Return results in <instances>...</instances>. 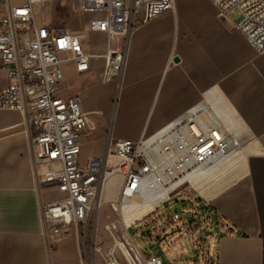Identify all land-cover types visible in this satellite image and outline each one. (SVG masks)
Masks as SVG:
<instances>
[{"label": "crops", "instance_id": "crops-1", "mask_svg": "<svg viewBox=\"0 0 264 264\" xmlns=\"http://www.w3.org/2000/svg\"><path fill=\"white\" fill-rule=\"evenodd\" d=\"M73 6L82 12L78 0ZM181 13L176 2L175 12L130 32L112 114L109 96L115 80L80 86L76 95L89 124L95 117L106 120L109 115L111 120L108 136L83 135L81 158L85 162L102 157L112 140L139 142L166 129L190 130L198 121L217 128L229 139L230 149L210 171L195 179L198 183L209 177L210 182L194 190L204 213L215 214L214 255L193 264H264V53H257L235 30L233 18L220 19L209 1L202 5L186 0ZM85 14L87 24L92 15ZM67 26L85 44L99 35L107 43L104 34H85L70 23ZM86 48L91 53L87 44ZM105 49L106 44L95 46L103 53L94 55L93 61L97 58L105 65ZM73 72L68 64L65 75ZM43 166L35 162L25 113L0 110V264H74L80 259L75 238L54 239L45 232L41 206L61 194L52 183L57 168ZM112 174L115 178L109 179L107 187L103 180V204L116 196L119 181L123 188V177ZM163 200L151 215L166 205H161ZM219 220L230 232L220 230ZM170 235L161 229L152 239L162 244Z\"/></svg>", "mask_w": 264, "mask_h": 264}, {"label": "built area", "instance_id": "built-area-1", "mask_svg": "<svg viewBox=\"0 0 264 264\" xmlns=\"http://www.w3.org/2000/svg\"><path fill=\"white\" fill-rule=\"evenodd\" d=\"M55 1L62 0H0V110L25 113L35 162L57 168L52 183L61 197L42 204L41 221L51 238L63 239L71 231L77 237L80 230L87 231L95 209L102 206L106 173L123 177V195L126 190L142 196L148 192L156 195L176 180L190 185L191 180L224 158L231 144L217 128L198 121L195 129L176 128L143 152V142L152 135L139 142L112 140L106 158L91 157L83 162L82 137L90 129L89 120L79 96H61L58 90L68 64L77 74H87L93 69L94 55L87 50L81 35L66 27L55 28L47 21L43 11ZM208 1L222 20L239 13L241 21L235 24V30L257 53H264V0ZM78 9L92 15L85 29L107 38L102 55L103 80L110 81L122 74L130 32L175 12L176 0H78ZM139 158L145 166L135 172ZM146 168L147 176L141 173ZM211 216L215 214L212 212ZM181 220L183 216L173 212L172 222ZM218 224L221 231L230 232L221 220ZM198 239L210 242L212 235L201 232ZM208 258L205 253L204 259ZM143 261L163 264L158 255ZM74 264L89 263L81 254ZM106 264L119 262L110 257Z\"/></svg>", "mask_w": 264, "mask_h": 264}, {"label": "rangeland", "instance_id": "rangeland-1", "mask_svg": "<svg viewBox=\"0 0 264 264\" xmlns=\"http://www.w3.org/2000/svg\"><path fill=\"white\" fill-rule=\"evenodd\" d=\"M75 1L76 0H72V4L70 0L52 2L45 8L43 13L47 16L52 26L56 28H68L69 26H67V24L70 23L73 27L83 29L85 34H92L89 30L85 29V12L73 10ZM185 1L186 0H176L180 13ZM197 1L202 5L208 3V0ZM230 18H233L236 24L241 21L239 13L232 14ZM184 20L185 18L181 13L182 24H184ZM93 34L98 35L96 33ZM100 37L99 35L93 42L89 41L86 43L88 49L90 51L92 50L91 53L93 55L103 53L94 50L95 46H105L106 44V40ZM95 61H93V69L87 74L79 75L73 72L72 76L65 75L63 82L59 85L58 93L61 96H73L76 95L80 86H93L99 83L100 79L103 80L104 78L102 76L99 78V76L104 75L105 65L102 64L103 62L100 64L97 58H95ZM119 78L113 81L115 89L109 96V113L111 114L117 103L120 83ZM107 117L106 120L99 117L93 118L90 124L91 127L96 128L93 130L89 129L84 136H88V134L94 135L96 133H100L104 137L108 136L111 129V120L109 115ZM102 154L103 156L99 158H104V156H106L105 151H103ZM143 166H145V163L139 158L133 170L136 172ZM177 183L179 184V180L166 186L165 189L171 188L177 185ZM115 190L116 194L121 192V182L120 184L117 183ZM195 194V191L189 187L188 183H183L179 188L168 193L169 200L167 204L162 206L157 214L153 213L151 215L153 210L149 215L138 222L136 224L137 226L133 225L128 228H125L122 223L123 215L119 207L114 203L113 199L109 200L107 204H102L100 208L95 209L87 231L80 230L78 237L74 231H71L65 238L72 237L79 242L81 254L84 258H87L89 264H106L110 257H115L121 264H134L131 259L128 260L129 257L123 249L121 250L116 245V242L119 241L120 234L129 239L133 253L135 255L138 254L141 264H146L143 258L147 260L151 255L161 256L163 258V264L200 263L205 253H208L209 257L214 255L212 254L214 243L211 244V241L209 242L207 239L199 240L198 236L201 232H205L207 235H213L215 222L212 219L213 216L204 213L205 209L202 208L203 204L195 198ZM133 198H135L134 200L136 201L141 200V198L137 196ZM171 205L174 207L172 208ZM173 212L180 213L184 220L172 222ZM114 226L118 228L119 232L113 228ZM161 229L166 230V233L171 235L167 241L159 244L152 239V236ZM173 231L177 232L173 234ZM206 243H209L207 245L208 248L206 247ZM112 250H115V252H111ZM68 257H71V254H68Z\"/></svg>", "mask_w": 264, "mask_h": 264}, {"label": "bare ground", "instance_id": "bare-ground-1", "mask_svg": "<svg viewBox=\"0 0 264 264\" xmlns=\"http://www.w3.org/2000/svg\"><path fill=\"white\" fill-rule=\"evenodd\" d=\"M74 8H73V10H75ZM191 128H194V127H191ZM191 128H190V130H191ZM92 130H93V127H92ZM167 130H169V129H166V130L158 133L154 137L146 140L143 143L144 146L140 149L141 152L145 151L148 147H150L152 144H154V142L156 140L160 139L161 137L166 135L168 132H170V131H167ZM111 157H113V156H111ZM111 157H110V159H111ZM121 161H124V160H121ZM227 164H228V162L226 163V165ZM44 167H45V165L42 167V169H44ZM147 170H149V169L148 168L142 169L141 173H145L144 175L147 176V174H146ZM218 173H223V172L219 171ZM110 178H115L112 173L108 172L107 174L104 175V185H105V187H107L106 183L109 181ZM209 182H210L209 177H205L202 181H200L198 183H195V179H193V180L190 181L189 187L192 190L198 191V189H201L202 186L207 185ZM118 183L120 184V181ZM141 186H143V183H142ZM180 186H181V184L177 183V185H175V186H173L171 188L165 189V190H163L162 192H160V193H158L156 195H153L154 193H149L148 192V194L145 195V196L138 195V193L134 194V193L131 192V190H126V193L123 195V191L125 190L124 186H123V188L121 190V192H122L121 195H120V193L119 194H115L116 196L113 198V201L119 207L120 212L123 215L122 223H123L124 227L127 228V227L133 226V225L137 224L138 222H140L144 217L149 215L155 209V207L158 205L159 202H161V200L166 199L168 197L167 196L168 193L176 190ZM199 192H200V190H199ZM121 196H123V198H121ZM135 196H137V197L139 196L141 198V200H137V201L134 200L135 198H133V197H135ZM113 228H116L117 231L119 232V230H118V228L116 226H114ZM118 240L119 241L116 242V245L121 250L123 249V251L128 255L129 259L127 257L126 258L128 260L131 259V261L134 264H141L140 261H139V258H138L139 257L138 254L135 255L133 253V249L131 248V245H130L131 242H129V239L126 238L125 236H123L122 234H120ZM111 252H115V250H112ZM119 264H121V263H119Z\"/></svg>", "mask_w": 264, "mask_h": 264}, {"label": "water", "instance_id": "water-1", "mask_svg": "<svg viewBox=\"0 0 264 264\" xmlns=\"http://www.w3.org/2000/svg\"><path fill=\"white\" fill-rule=\"evenodd\" d=\"M174 61H175V62H179V59L176 58Z\"/></svg>", "mask_w": 264, "mask_h": 264}]
</instances>
